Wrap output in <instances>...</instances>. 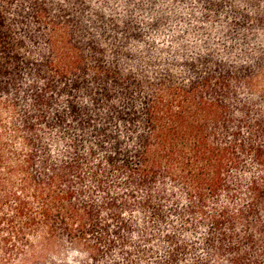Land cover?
Masks as SVG:
<instances>
[{"label":"trees","instance_id":"1","mask_svg":"<svg viewBox=\"0 0 264 264\" xmlns=\"http://www.w3.org/2000/svg\"><path fill=\"white\" fill-rule=\"evenodd\" d=\"M195 230L192 264H264V0H0L6 264Z\"/></svg>","mask_w":264,"mask_h":264},{"label":"rangeland","instance_id":"2","mask_svg":"<svg viewBox=\"0 0 264 264\" xmlns=\"http://www.w3.org/2000/svg\"><path fill=\"white\" fill-rule=\"evenodd\" d=\"M135 218V217H134ZM200 230L197 232L196 230L191 234L189 237V245L188 249H192L193 253H188V255L185 256L184 262H179V264H192L195 262L196 258L201 257V255L204 253L203 248L198 247V242L200 241ZM152 240V244H149L147 246L146 242L143 241V239H140L139 243L141 244L142 248H149L151 249V255L152 257L150 259L148 258H142L137 257L136 253L130 257V261H127V256L123 254V251L121 248H113L111 255L117 254L115 259L110 264H159L157 262V259L159 255L162 253V249L164 248V243L161 237H159V234H155ZM162 248V249H160ZM58 259H55V262L57 263H66V264H84L87 260V256L85 254L80 253L78 250L75 249V247H72L68 243H64L62 245V248H60V251L58 253ZM59 258L62 259V261H59ZM62 262V263H61ZM0 264H6L5 261V255L0 250Z\"/></svg>","mask_w":264,"mask_h":264}]
</instances>
